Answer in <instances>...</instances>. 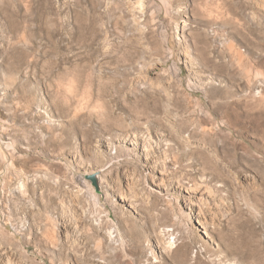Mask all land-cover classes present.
I'll return each instance as SVG.
<instances>
[{
    "label": "clouds",
    "instance_id": "obj_1",
    "mask_svg": "<svg viewBox=\"0 0 264 264\" xmlns=\"http://www.w3.org/2000/svg\"><path fill=\"white\" fill-rule=\"evenodd\" d=\"M0 264H264V0H0Z\"/></svg>",
    "mask_w": 264,
    "mask_h": 264
},
{
    "label": "rangeland",
    "instance_id": "obj_2",
    "mask_svg": "<svg viewBox=\"0 0 264 264\" xmlns=\"http://www.w3.org/2000/svg\"><path fill=\"white\" fill-rule=\"evenodd\" d=\"M41 94L42 93L40 92V90L37 89L36 97L38 98ZM241 139H245V138L242 137ZM245 142H248V141L245 139ZM68 160L72 162L73 166H75V161L72 159V157H68ZM141 161H143V157H141ZM123 172H124V170L120 169L119 173H114V175H119L120 176L121 191H125L126 192L127 191V187H128V181H127L126 177L123 175ZM155 175L159 176L160 174L156 173ZM89 183L92 185V187L94 189H96L97 192H99L101 190L100 187L98 186V180H90ZM155 190H159V189H155ZM116 203L120 204V200L117 199ZM121 207H127V205L121 204ZM194 223H196L195 220H194Z\"/></svg>",
    "mask_w": 264,
    "mask_h": 264
}]
</instances>
